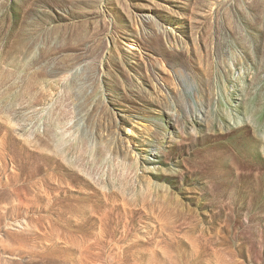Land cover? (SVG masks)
<instances>
[{"label": "rangeland", "instance_id": "rangeland-1", "mask_svg": "<svg viewBox=\"0 0 264 264\" xmlns=\"http://www.w3.org/2000/svg\"><path fill=\"white\" fill-rule=\"evenodd\" d=\"M0 264H264V0H0Z\"/></svg>", "mask_w": 264, "mask_h": 264}]
</instances>
